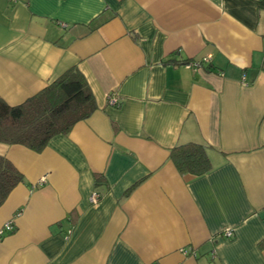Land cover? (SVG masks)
Listing matches in <instances>:
<instances>
[{
	"label": "crops",
	"instance_id": "0c3cea01",
	"mask_svg": "<svg viewBox=\"0 0 264 264\" xmlns=\"http://www.w3.org/2000/svg\"><path fill=\"white\" fill-rule=\"evenodd\" d=\"M73 67L96 110L40 153L0 144L22 176L0 264H264V0H0V100ZM187 143L209 172L178 173Z\"/></svg>",
	"mask_w": 264,
	"mask_h": 264
},
{
	"label": "trees",
	"instance_id": "16d2710c",
	"mask_svg": "<svg viewBox=\"0 0 264 264\" xmlns=\"http://www.w3.org/2000/svg\"><path fill=\"white\" fill-rule=\"evenodd\" d=\"M193 61H185L189 65ZM96 110L93 94L81 72L70 68L43 90L20 105L0 100V144L19 145L35 153L49 141L66 135L72 127ZM178 173L202 176L210 171L207 147L187 143L174 147L169 154ZM96 181L101 180L96 176ZM22 181L14 165L0 156V206Z\"/></svg>",
	"mask_w": 264,
	"mask_h": 264
},
{
	"label": "built area",
	"instance_id": "2783aa9c",
	"mask_svg": "<svg viewBox=\"0 0 264 264\" xmlns=\"http://www.w3.org/2000/svg\"><path fill=\"white\" fill-rule=\"evenodd\" d=\"M196 65H198V63ZM116 103H117L116 99L109 98V104L110 105H112V106L114 105L115 106ZM98 200H99V195L97 193H93L91 198H90V203L96 204L98 202ZM3 230L11 232L13 230L12 222H9V223L5 224L3 229L0 231V234H2ZM223 236L226 237V238H231L232 237V231L230 229L229 230H225V232L223 233Z\"/></svg>",
	"mask_w": 264,
	"mask_h": 264
}]
</instances>
